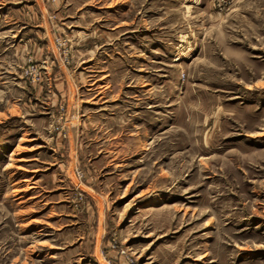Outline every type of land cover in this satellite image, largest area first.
<instances>
[{"label": "rangeland", "instance_id": "374dc122", "mask_svg": "<svg viewBox=\"0 0 264 264\" xmlns=\"http://www.w3.org/2000/svg\"><path fill=\"white\" fill-rule=\"evenodd\" d=\"M0 264H264V0H0Z\"/></svg>", "mask_w": 264, "mask_h": 264}]
</instances>
